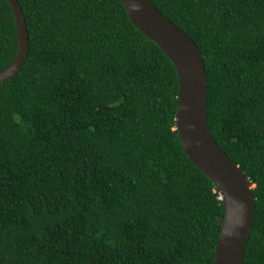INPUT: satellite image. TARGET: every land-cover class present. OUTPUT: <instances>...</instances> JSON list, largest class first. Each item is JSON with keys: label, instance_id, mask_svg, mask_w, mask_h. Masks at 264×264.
<instances>
[{"label": "trees", "instance_id": "obj_1", "mask_svg": "<svg viewBox=\"0 0 264 264\" xmlns=\"http://www.w3.org/2000/svg\"><path fill=\"white\" fill-rule=\"evenodd\" d=\"M0 82V264H213L224 205L175 129L178 77L121 0H18ZM194 40L211 135L249 178L264 264V0H151ZM17 51L0 0V69Z\"/></svg>", "mask_w": 264, "mask_h": 264}, {"label": "water", "instance_id": "obj_2", "mask_svg": "<svg viewBox=\"0 0 264 264\" xmlns=\"http://www.w3.org/2000/svg\"><path fill=\"white\" fill-rule=\"evenodd\" d=\"M133 25L155 42L173 63L177 77L175 129L189 161L217 187L224 210L213 264H243L253 224L254 196L247 175L211 135L207 123V84L197 44L160 12L151 0H121ZM17 34V51L0 69V82L23 66L29 47L26 21L18 0H7Z\"/></svg>", "mask_w": 264, "mask_h": 264}]
</instances>
